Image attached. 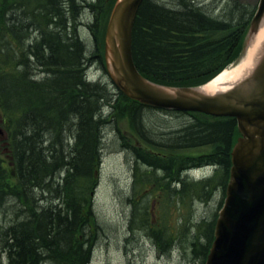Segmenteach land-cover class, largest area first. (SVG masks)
Wrapping results in <instances>:
<instances>
[{
    "label": "trees",
    "instance_id": "1",
    "mask_svg": "<svg viewBox=\"0 0 264 264\" xmlns=\"http://www.w3.org/2000/svg\"><path fill=\"white\" fill-rule=\"evenodd\" d=\"M174 5L167 8L143 0L133 25L134 63L145 77L160 84L204 83L237 56L253 13H246L244 7L241 11L237 4V15L218 18L192 0H177ZM79 10L75 0H0V118L4 124L7 121L4 129L12 163L8 175L0 160V213L11 198L31 205L30 214L16 211L8 224L0 225L7 264H88L91 257V238L80 239L92 216L85 182L92 183L100 161L105 103L100 102L109 90L106 84L83 77L86 48L76 35V25L69 33L66 28V21L76 23ZM95 19L101 27L95 25L93 35L97 52L101 49L103 54L105 16ZM32 33H38L34 40ZM38 66L48 68L40 80L32 77ZM119 92L125 105H114L113 114L129 117L135 131H141L139 118L146 106ZM195 114L211 121L203 118L199 127H187L177 137L182 140L179 148L208 145L213 150L188 160L186 167L217 164L228 169L235 119ZM71 138L72 146H66L64 141ZM134 152L143 163L173 178L170 158L136 148ZM80 180L84 185H78ZM55 184V198H41L45 205L37 208L34 190L52 192Z\"/></svg>",
    "mask_w": 264,
    "mask_h": 264
},
{
    "label": "rangeland",
    "instance_id": "2",
    "mask_svg": "<svg viewBox=\"0 0 264 264\" xmlns=\"http://www.w3.org/2000/svg\"><path fill=\"white\" fill-rule=\"evenodd\" d=\"M103 1L75 0L80 8L76 14V23L66 21L67 32H71L73 25H76V35L86 48L84 79L90 82L100 81L109 90V96L100 102H105L101 110L103 126L100 161L94 169L92 183L85 182L92 216L84 230L85 236L81 235L80 239L91 238L93 242L88 264H204L211 243L210 236L213 239L215 219L225 197L228 169L217 164L186 167L185 162L188 160L200 155L208 156L213 150L208 145L179 148L182 140L177 137L183 136L191 124L196 128L202 124L200 122H203L204 117L195 114L198 112L144 107L142 113H139V121L145 137L139 135L142 134L141 131L137 130L139 134L135 131L129 117L113 114L114 105L119 108L125 103L121 100L122 94L106 73L102 50L97 52L93 35L95 25L101 27L99 20L95 18L104 14V29L114 0H108L107 3ZM154 1L167 8L174 7L177 3V0ZM192 2L214 17L230 18L239 12L234 8L237 4L240 10L244 7L246 13H253L258 0ZM246 13L244 15L248 17L249 14ZM37 34L32 33L33 40ZM64 41L65 39L61 41L63 47ZM47 71L45 66L34 67L32 77L40 80L47 76ZM204 119L211 121L209 118ZM5 124L0 118V160L10 175L12 163L7 149L9 145L6 142ZM145 139L149 142H145ZM72 143V138L64 141L66 146H72ZM134 148L151 155L170 158L173 178H166L163 170L143 163L136 157ZM65 149L68 150L67 147ZM180 162H183L181 166ZM56 177L58 176L54 179ZM94 184H97L95 188L92 187ZM78 185H84L83 180ZM57 187L58 185L51 186L52 192L46 193L34 190L33 194L37 198L33 203L38 205L37 208L45 205L40 201L41 198L48 201L55 198ZM30 207L27 200L22 202L8 199L4 213H0V225L8 224L16 211L22 210V214H30ZM134 212L136 217H133ZM151 229L153 233L150 232ZM154 233L158 235V239ZM3 250L4 247L0 245V264H7L6 252Z\"/></svg>",
    "mask_w": 264,
    "mask_h": 264
},
{
    "label": "water",
    "instance_id": "3",
    "mask_svg": "<svg viewBox=\"0 0 264 264\" xmlns=\"http://www.w3.org/2000/svg\"><path fill=\"white\" fill-rule=\"evenodd\" d=\"M142 2H113L103 37L106 73L126 97L144 106L235 119L225 197L204 264H264V41L252 69L228 89L205 92L213 78L197 85L160 84L133 60L132 29ZM261 28L264 0H258L233 65L245 58Z\"/></svg>",
    "mask_w": 264,
    "mask_h": 264
},
{
    "label": "bare ground",
    "instance_id": "4",
    "mask_svg": "<svg viewBox=\"0 0 264 264\" xmlns=\"http://www.w3.org/2000/svg\"><path fill=\"white\" fill-rule=\"evenodd\" d=\"M263 41H264V28H261L258 34L252 39V43L247 51L245 58L239 60V62L233 65L232 67L226 68L221 73H219L215 78H213L207 85L203 87L205 92L213 93L218 90L228 89L234 83L238 82L241 78H243L252 69L253 65L255 64L258 58L260 45ZM83 240L86 239L83 238ZM87 240H89V238Z\"/></svg>",
    "mask_w": 264,
    "mask_h": 264
}]
</instances>
